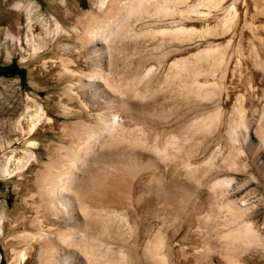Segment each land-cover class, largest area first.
<instances>
[{"label":"bare ground","instance_id":"6f19581e","mask_svg":"<svg viewBox=\"0 0 264 264\" xmlns=\"http://www.w3.org/2000/svg\"><path fill=\"white\" fill-rule=\"evenodd\" d=\"M87 1L0 0L6 264H264V0Z\"/></svg>","mask_w":264,"mask_h":264},{"label":"rangeland","instance_id":"374dc122","mask_svg":"<svg viewBox=\"0 0 264 264\" xmlns=\"http://www.w3.org/2000/svg\"><path fill=\"white\" fill-rule=\"evenodd\" d=\"M14 1L16 0H9V2H14ZM37 1H40L41 5L45 7L47 5L48 0H37ZM81 8L83 12L88 11L90 9V5L87 0H83V4ZM39 9L40 7L37 10ZM3 10H4V6L0 4V13ZM35 14L37 15L38 13L35 12ZM73 22L74 21L72 19L69 20V22L66 23V27H70L73 24ZM15 72L17 74L13 75ZM11 78H18L20 80L21 83L20 86L22 87L23 92H30V90L32 89L31 83L33 82L32 79L33 76L29 75V72L26 67L20 65L19 57L16 55V56H12L10 59H6L4 52L2 50V53H0V81L3 82L6 79H11ZM237 179L241 181L242 177L238 176ZM253 186H254L253 182L248 181V189ZM25 187L27 189H32L30 185H27ZM18 202H19V195L13 192L12 182H9L8 180L6 181V179L0 176V214L2 210H5L6 212H11V211H14L16 213L21 212L22 208L18 206ZM257 219L259 222L262 221V217H258ZM7 234H8L7 226L6 223H4L3 236L5 237ZM0 254H1L0 264H6L5 250L1 245V242H0Z\"/></svg>","mask_w":264,"mask_h":264},{"label":"trees","instance_id":"16d2710c","mask_svg":"<svg viewBox=\"0 0 264 264\" xmlns=\"http://www.w3.org/2000/svg\"><path fill=\"white\" fill-rule=\"evenodd\" d=\"M17 73L15 72L13 75H16Z\"/></svg>","mask_w":264,"mask_h":264}]
</instances>
